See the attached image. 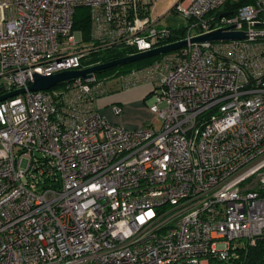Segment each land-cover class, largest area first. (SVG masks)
Wrapping results in <instances>:
<instances>
[{
  "label": "built area",
  "instance_id": "built-area-1",
  "mask_svg": "<svg viewBox=\"0 0 264 264\" xmlns=\"http://www.w3.org/2000/svg\"><path fill=\"white\" fill-rule=\"evenodd\" d=\"M237 1L179 0L173 42L186 46L29 91L34 74L145 52L173 31L151 0H0V96L24 89L0 100V264H236L264 238V0L225 8ZM215 30L244 37L189 43ZM111 84L148 87L159 128L102 116Z\"/></svg>",
  "mask_w": 264,
  "mask_h": 264
},
{
  "label": "water",
  "instance_id": "water-1",
  "mask_svg": "<svg viewBox=\"0 0 264 264\" xmlns=\"http://www.w3.org/2000/svg\"><path fill=\"white\" fill-rule=\"evenodd\" d=\"M228 13H224L227 15ZM244 37L243 32H231L223 30H215L201 36L193 37L189 40V43H198L204 41H219V40H232V39H241ZM187 45V40H181L172 42L154 49L127 55L125 57L114 59L108 62L100 63L88 68L81 70H72L64 71L56 74L50 75H38L34 74L31 84L27 87L29 91H46L52 88L57 87L67 81L73 80L75 78L87 79L93 74L100 73L102 71L109 70L118 66L126 65L136 61H140L146 58L155 57L164 53L172 52L177 49H180ZM24 92V89L13 91L11 93L0 96V100L14 96L16 94H21Z\"/></svg>",
  "mask_w": 264,
  "mask_h": 264
},
{
  "label": "trees",
  "instance_id": "trees-1",
  "mask_svg": "<svg viewBox=\"0 0 264 264\" xmlns=\"http://www.w3.org/2000/svg\"><path fill=\"white\" fill-rule=\"evenodd\" d=\"M252 0H238L237 2H227L225 5L226 9H229V11H232L235 13L236 9L244 4L251 3ZM74 28L82 30L85 35L88 34L89 31V22L88 17L86 14V10L81 9L79 12V15H76V20L74 22ZM173 31L172 36L167 40V42H173L175 40H178L180 36L183 35L184 32V26L178 27V28H170ZM133 52V50L130 49H119V48H109L99 53L98 57L95 59L98 64L108 62L114 59H119L122 57H125L127 55H130ZM162 55H158L151 58H146L140 61H136L133 63H129L126 65L118 66L115 68H111L106 71H102L97 74H114V73H121L129 71L133 68H139L146 66L158 58H160ZM62 85V84H61ZM61 85H58L55 88L60 87ZM236 264H264V238L258 239L256 241L255 246L249 247L247 250V253L245 256L242 257V260L237 262Z\"/></svg>",
  "mask_w": 264,
  "mask_h": 264
},
{
  "label": "rangeland",
  "instance_id": "rangeland-1",
  "mask_svg": "<svg viewBox=\"0 0 264 264\" xmlns=\"http://www.w3.org/2000/svg\"><path fill=\"white\" fill-rule=\"evenodd\" d=\"M179 0H152L150 5V14L153 19H160V24L165 27L178 28L185 26L186 21L179 14L175 13L172 9L176 2ZM81 9L77 10V14ZM98 80L106 78L109 74H95ZM145 90L141 91L136 95V98H133L129 101L127 105V110L129 111V116L131 119L136 120L138 126L135 129L129 130H139L143 129L146 126H151L154 129L159 128V120L157 116L150 111L149 103L151 100L150 96L145 95ZM104 99L99 101L98 105H103L102 112L108 110L112 115V106L113 104H107L104 106ZM129 108V109H128ZM104 116V115H102ZM118 116V115H117ZM105 117V116H104Z\"/></svg>",
  "mask_w": 264,
  "mask_h": 264
},
{
  "label": "crops",
  "instance_id": "crops-1",
  "mask_svg": "<svg viewBox=\"0 0 264 264\" xmlns=\"http://www.w3.org/2000/svg\"><path fill=\"white\" fill-rule=\"evenodd\" d=\"M152 1V0H151ZM156 24H158L159 26H162L160 24V19H153ZM171 28V27H170ZM145 90V95H147L148 93V87L146 86H142V87H138V88H131V89H121L119 87V85L117 84H111L109 86V90L108 93L106 95H104L103 97H101L98 102H97V106H98V111L100 112L101 115H104L105 118L113 123V124H117L120 125L126 129H135L138 124L136 120L131 119V117L129 116V111L127 110V105L129 103V101L133 98H136L135 96L138 95L139 92ZM103 100V104L104 106L109 104H117L119 106H121L122 108V112L118 115V116H112L108 110H105L102 112L103 109V105L99 104V101L101 103V100ZM129 109V108H128Z\"/></svg>",
  "mask_w": 264,
  "mask_h": 264
}]
</instances>
